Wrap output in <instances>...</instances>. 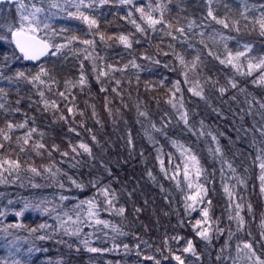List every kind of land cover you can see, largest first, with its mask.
<instances>
[{
    "label": "trees",
    "instance_id": "1",
    "mask_svg": "<svg viewBox=\"0 0 264 264\" xmlns=\"http://www.w3.org/2000/svg\"><path fill=\"white\" fill-rule=\"evenodd\" d=\"M49 2L0 0V36L8 37L0 40V73L4 76L0 78L4 90L0 93L4 105L0 130L10 137L4 140L0 134L4 145L0 161L18 160L21 166L11 173L0 168V264H11L17 257L28 259L29 264H179L175 256L184 264H257V257L264 261L260 181L264 162V82L260 78L264 66L253 67L248 74L249 63L264 58V36L252 23L264 13V0H132L130 4L96 0L91 9H82L97 20L98 28L92 30L68 15L76 11V0L67 4L56 0L60 7L48 10ZM33 4L47 10L39 14L41 35L47 33L56 44H65L72 36L78 39L56 55L28 61L10 42L8 28L18 26L21 14L31 12ZM137 8L153 18L163 13L162 22L150 27ZM210 8L229 27L208 17ZM132 20L144 31H138ZM44 23L50 28L44 29ZM180 28L183 34L177 31ZM168 32L172 35H166ZM120 35L129 38L131 47L118 41ZM83 39L95 40L94 51L80 43ZM246 45L251 50L233 61L237 67L220 62L229 53L234 57L244 51ZM86 48L94 58H103L95 60V72L92 60L85 59ZM174 53L184 57L187 68ZM133 60L138 68L131 66ZM81 63L86 77L83 88L78 83ZM41 67L48 72L41 77L45 83L29 82ZM100 70L107 75L97 81ZM17 72L29 79L15 78ZM230 81L237 86L231 87ZM176 82L179 91L174 88ZM197 82L203 86V99L189 91L199 90ZM220 87L226 88L223 94ZM40 92L59 107L46 109ZM182 112L187 113V124L180 118ZM25 121V127H15ZM8 124L14 127L9 129ZM32 128L36 131L25 145L23 138ZM36 142L45 145L40 149L42 155L34 150ZM80 144L87 145L91 154ZM193 154L198 164L190 159ZM31 167L40 175L30 172ZM45 168H52L56 175ZM103 188L109 190L107 198L100 191ZM198 190L197 200L202 198L203 203L186 200ZM112 193L115 199L110 208L105 201ZM61 196L67 199L61 200ZM89 200L96 205V217L88 216ZM209 200L211 227L205 223L198 229L209 228L210 239L205 240L192 225L203 219L200 211L209 207ZM186 203L194 204L196 211L186 210ZM236 204L242 205V226L229 219L235 215ZM121 207L123 214L118 213ZM17 212L23 215L16 216ZM96 219L107 221L108 226L97 224ZM61 221L66 222L63 227ZM16 224L23 227L4 231ZM41 224L49 227L29 231ZM76 227L81 229L78 236L64 231ZM41 235L46 239L37 238ZM84 240L88 247L101 251H88ZM188 240L194 253L183 251ZM245 244H251V249Z\"/></svg>",
    "mask_w": 264,
    "mask_h": 264
},
{
    "label": "snow or ice",
    "instance_id": "2",
    "mask_svg": "<svg viewBox=\"0 0 264 264\" xmlns=\"http://www.w3.org/2000/svg\"><path fill=\"white\" fill-rule=\"evenodd\" d=\"M70 0H65V3H69ZM121 3H126V4H130L132 3V0H120ZM96 3V0H89V2H85V0H76L75 2V8L76 11L75 12H69L68 15L70 17H74L80 21H82L84 24L87 25L89 30H92L93 28H98L97 25V20L88 15L84 10L82 9H91L93 7V4ZM100 4H104L107 3V0H99ZM21 7H24L23 5H21ZM60 5L56 2V0H50L49 2V9H56L59 8ZM33 10L31 12H28L27 14H21V18H20V23L18 26L15 27H9L8 28V34L10 36V42L14 44L15 48L18 50L19 54L22 56V58L24 60H29V61H35V60H39L42 56H46V55H56L57 53H59L61 51L62 48L67 47L69 44H72L73 41H76L78 39V37L76 36H72L71 38H69L67 40V42L65 44H56L53 43L51 40V37L45 33V35H41V28H40V24H41V20H40V16L39 14L44 13L45 11H47L44 7H37L35 4L32 5ZM137 11H139L141 13V18L145 19L147 24L152 27L155 28V25L160 24L162 22L163 19V13H161V17L160 18H153L152 15L150 13L145 14L144 10L142 8H137ZM245 11H248V9L246 8ZM55 13H52V15H54ZM241 15L243 16V18L245 20L248 19V16L244 15V13L242 12ZM129 16H131V13H129ZM208 17H211L213 20L216 21V23L218 24H222L225 28L229 27V24L225 22V20L223 19H217V17H215L213 15V11L211 10V8L208 11ZM133 24H135L136 28L138 31H144L143 28H141V26L139 24L136 23L135 20L131 21ZM253 25H258L259 30H260V35L264 36V13H261V15L253 20ZM194 22L189 23L188 27L189 29H191L193 27ZM234 24H238L237 22H234ZM44 29H49L50 25L47 23H44L43 25ZM178 32H180L181 34H183L184 29L180 28L177 29ZM237 31H239V28L237 27ZM52 32L55 33V30L52 29ZM100 35V40L104 41L105 37L104 35L101 33ZM166 35H172L171 32L166 33ZM202 35V34H201ZM112 37H108V39H111ZM8 39L7 36H0V40H5ZM118 41L122 44H124L126 47H131V43L129 41V38L125 35H120L117 37ZM80 43H82L83 45L88 46L89 48H91L94 51L95 48V40L92 39H83L80 41ZM226 47V45H225ZM54 51H50L53 50ZM251 50V46L250 45H246L245 46V50L244 51H240L237 52L235 54V56L233 57L232 53L228 54V59L224 60L221 59L220 62L221 63H228V64H232L233 67H237L236 64L233 63L234 60H238L240 57L245 56V53ZM85 59H91L92 60V70L95 72L98 70L97 65L95 63V60L97 58L99 59H103L102 57H96L94 58L92 56V52L88 51V49L86 48L85 50ZM174 55H176V58L179 60L180 64L187 68L188 64L185 62V59L183 56H181L178 53H174ZM5 60L8 59L7 56L4 57ZM145 59H150L149 57H145ZM217 59H220L219 57H217ZM196 60H199V57H196ZM156 63H159V61H156ZM130 64L132 67L134 68H138L139 65H137L135 63V61H130ZM261 66H264V58H261L259 60V63L256 64H252L251 62L249 63V72L248 74H251V70L253 67L255 68H260ZM109 67H111L109 65ZM128 65H125L124 68H127ZM196 67L195 62L192 63V69L194 70ZM81 74H80V79L78 81L79 85L81 86V88H83V86L86 84V77L85 74L83 72V63H81ZM48 72L41 67L39 72H37L34 76H31V78L29 79V77L25 76L24 72H17L15 78H24V79H29V82H33V81H39L41 84L45 83L44 80L41 79L42 76H47ZM107 73L100 70L98 71V75H97V81L100 80L101 76H106ZM185 78H186V82H187V73H184ZM0 78H4L3 74L0 73ZM8 79H13L12 77H8ZM261 81L264 82V76H261ZM115 83L117 85L120 84L119 80H116ZM68 82H66V87H67ZM231 87L235 88L237 85L235 82L230 81ZM75 86V85H73ZM161 86H163V82H161ZM146 88L149 87V85L145 86ZM199 90H194L193 88H190L189 91H192L194 95L196 96H200L202 99L204 98L203 96V86L199 85V83L197 82V86H196ZM174 88L176 89V91H179V82H176L174 84ZM105 89L102 87L101 91H104ZM4 90L0 89V93H2ZM113 91H117L116 88H113ZM219 91L221 94H223L226 91L225 87H220ZM59 95L61 97H65V93L64 92H60ZM175 95V93H173V96ZM40 96L42 98V101L45 105V108L47 109L49 106L52 108H58V104L55 100H49L44 98V92H40ZM65 99H67V97H65ZM74 99V97H73ZM168 103L172 104L173 107H176V104L173 103L172 99L168 100ZM180 106L181 108L183 107V103H182V99L180 102ZM4 105L0 104V108H3ZM261 107L264 108V104H261ZM68 112L71 113L72 112V108H68ZM141 115H145V113H141ZM62 119H64L65 117L61 116ZM180 118L181 120L184 121L185 124H187V113L186 112H182L180 114ZM27 124V121H25L24 123L15 125V127L17 128H23L25 127ZM7 127L9 129H12L14 127V125L12 124H8ZM154 127V126H153ZM36 130L34 128L29 129L28 132L26 133L25 137L23 138L24 144L27 145L29 143V140L31 139L32 133L35 132ZM0 134H3V130H0ZM4 140H9L10 137L7 134H3ZM20 139V138H18ZM93 139H95V137H93ZM213 140H215V137H213ZM129 143H131V140H129ZM4 145L0 144V148H3ZM57 146L53 145V149L55 150ZM80 148H82L85 152L90 153V149L88 148L87 145L85 144H80L79 145ZM40 149H45V145L43 143L40 142H36V144L34 145V150L36 151L37 155H42ZM74 152L76 151V148L73 147L72 149ZM21 152H24L25 149L23 147L20 148ZM216 152H220L219 147L216 148ZM49 155H51V151H49L48 153ZM62 155H67V153H62ZM190 159L195 163L198 164V160L196 158V156L193 154L190 156ZM5 165H7L8 167H5ZM20 163L18 160H11V159H4L3 161H0V168H3L4 171H8V172H13V171H18L20 169ZM229 167H231V165H229ZM260 168L262 170V174L260 176V181H261V192L264 193V162H261L260 164ZM30 172L35 173L37 175H40V172L37 168L35 167H31L28 169ZM45 171L50 172L53 176L56 175L55 172H52V168H45ZM57 171H59L57 169ZM197 174H199V170L197 169ZM149 175L151 176V173H149ZM188 176V172H187V168L185 170V177L187 178ZM73 183H75V181H73ZM242 183V181H241ZM61 187H63V185H61ZM77 187H81V185H77ZM189 187H192L191 184H189ZM101 193L103 195H105V197L107 198L109 196V190L108 188H103L100 189ZM225 192L229 195V197L233 196V193L227 188L225 187ZM205 194H206V190H205ZM200 196V191L198 190L197 193L195 195H190L188 197H186V200H191L195 203H203V199L201 198L199 201L197 200V197ZM61 200L67 199V197L61 196L60 197ZM115 199V194L112 193L111 194V198L110 199H106L105 203L108 205V207H113V200ZM83 203V202H82ZM88 205H89V209H88V216L91 217H96L98 216V212L96 210V205L94 204L93 201L89 200L87 201ZM194 204H188L186 203L185 207L186 210L187 209H191L192 211H196V207H194ZM209 207H203L200 211V215L203 218L201 219H197L195 221V224L192 225L193 229L196 231V234L198 236H200L202 239L208 240L210 239V233H209V228H203V230H198L202 227L203 224L207 223L209 225V227H211V221H210V217H209V208L211 205V201L209 200L207 202ZM231 207V204L229 205ZM29 207V205L25 204V208ZM36 208H39V205L35 206ZM242 205L240 204H236L235 208V215H230L229 219H235L238 223V225L242 226L244 221H243V217L240 215V210H241ZM249 210H251V205H248ZM45 212H47L48 210L45 208L44 209ZM125 211V209L123 207L118 209V213L119 214H123ZM0 215H3V213H0ZM23 215V212H17L16 216H21ZM68 220L71 221L72 217L69 216ZM79 220V217H77V221ZM77 221H73V223L75 224ZM97 224H104L105 227L108 226V222L104 221V220H100V219H96L95 221ZM65 221H61V226L63 227V225L65 224ZM262 226H264V220H262ZM12 227H16V228H20L23 227V225L20 224H16V225H8L4 231L7 232L8 228H12ZM49 227L46 224H41L39 225V228H32L29 229V231L31 233H36L37 231H39L40 229H44ZM66 234H70V235H74V236H78L81 229L79 227H76L74 229H72L71 231H69V229L65 228L64 229ZM40 240H44L46 239V237L44 235H41L39 237H37ZM17 239H19V237H17ZM85 247L87 248L88 251L90 252H98L101 251L100 249H97L95 247H88V241L84 240L83 241ZM165 243H167V240L165 241ZM125 248H127V245L124 246ZM137 247H139V245H137ZM245 248L251 249V244H245L244 245ZM40 249H36V251H39ZM16 251H19V249H16ZM33 251L32 248L28 249V252L31 253ZM184 252H193L194 253V248H193V244L191 240L187 241V247H185L183 249ZM253 255H255V253H253ZM146 259H153V257H146ZM175 259L177 261H179V264H184L183 260H181V258L179 256H175ZM11 264H29L28 259H21L19 257L12 259ZM156 264H159V261H156ZM257 264H264V261H260L259 257H257Z\"/></svg>",
    "mask_w": 264,
    "mask_h": 264
},
{
    "label": "water",
    "instance_id": "3",
    "mask_svg": "<svg viewBox=\"0 0 264 264\" xmlns=\"http://www.w3.org/2000/svg\"><path fill=\"white\" fill-rule=\"evenodd\" d=\"M43 57V56H42ZM29 61V60H28ZM36 61V60H35Z\"/></svg>",
    "mask_w": 264,
    "mask_h": 264
}]
</instances>
